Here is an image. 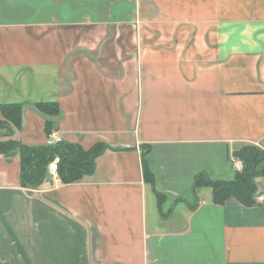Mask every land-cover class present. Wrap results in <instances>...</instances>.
Wrapping results in <instances>:
<instances>
[{
	"label": "crops",
	"instance_id": "0c3cea01",
	"mask_svg": "<svg viewBox=\"0 0 264 264\" xmlns=\"http://www.w3.org/2000/svg\"><path fill=\"white\" fill-rule=\"evenodd\" d=\"M5 104L0 143L97 152L36 187L0 153V264H264V202L194 187L264 144V0H0Z\"/></svg>",
	"mask_w": 264,
	"mask_h": 264
},
{
	"label": "trees",
	"instance_id": "16d2710c",
	"mask_svg": "<svg viewBox=\"0 0 264 264\" xmlns=\"http://www.w3.org/2000/svg\"><path fill=\"white\" fill-rule=\"evenodd\" d=\"M37 108L41 111L55 109L52 104L38 103ZM2 120L0 121V129L19 126L21 116L20 104H5L0 107ZM18 149L20 153L21 177L22 183L26 186L36 187L40 184L44 177L46 166L55 157H59L58 175L64 183H71L78 180L81 175L91 173V162L87 160L91 153L97 150H91V153L82 154L79 150H75L74 154L70 149H60V145L56 146H39L28 147L14 141L0 143V153ZM235 157L243 164V169L237 171L232 181H212L204 174H200L195 179L194 187L206 186L212 190V200L216 204H223L227 199L234 198L243 206L256 205V187L255 178L260 174L259 167L264 159V152L256 147H244L235 153ZM143 174L147 181L152 182V175L149 172L145 155L142 156ZM66 170L61 173L59 168ZM60 172V173H59Z\"/></svg>",
	"mask_w": 264,
	"mask_h": 264
},
{
	"label": "built area",
	"instance_id": "2783aa9c",
	"mask_svg": "<svg viewBox=\"0 0 264 264\" xmlns=\"http://www.w3.org/2000/svg\"><path fill=\"white\" fill-rule=\"evenodd\" d=\"M62 142H63V139L61 136H59L57 133H51L47 136L46 145L47 146H56V145L61 144ZM58 163H59V159L57 157H55L47 165L48 173L50 174V176L52 177V179L55 183H58V181H59V177L57 174ZM233 164H234V167L237 171H241L243 169V164L240 160H235ZM256 202L258 204L263 203L264 202V194H258L256 196Z\"/></svg>",
	"mask_w": 264,
	"mask_h": 264
},
{
	"label": "rangeland",
	"instance_id": "374dc122",
	"mask_svg": "<svg viewBox=\"0 0 264 264\" xmlns=\"http://www.w3.org/2000/svg\"><path fill=\"white\" fill-rule=\"evenodd\" d=\"M257 148H258V147H257ZM261 148H262V149H260V148H258V149L264 152V144L261 145ZM46 178H47V177H46Z\"/></svg>",
	"mask_w": 264,
	"mask_h": 264
}]
</instances>
